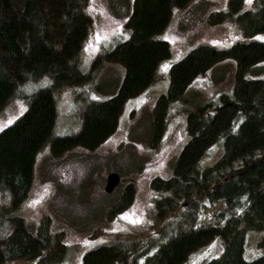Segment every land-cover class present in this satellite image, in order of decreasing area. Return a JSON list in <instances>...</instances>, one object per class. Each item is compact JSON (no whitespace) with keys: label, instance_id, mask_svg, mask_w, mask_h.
Returning a JSON list of instances; mask_svg holds the SVG:
<instances>
[{"label":"trees","instance_id":"1","mask_svg":"<svg viewBox=\"0 0 264 264\" xmlns=\"http://www.w3.org/2000/svg\"><path fill=\"white\" fill-rule=\"evenodd\" d=\"M191 1L135 0L129 18L132 34L108 54L127 69L119 93L91 104L77 134L52 137L55 93L90 78L79 64L83 43L93 29L90 0H0V110L22 81L52 77L51 85L34 95L27 110L0 131L1 194L9 193L15 205L29 195L36 154L47 141H52L55 152L80 145L95 149L117 130L127 99L145 89L160 62L171 55L170 42L156 35L169 24L174 6ZM240 4L241 0H230L231 8ZM243 18L247 33L264 32V5ZM226 57H235L239 64L234 95L214 109L200 107L189 113L192 138L178 157L173 175L152 181L158 194L154 221L162 225V237L151 236L140 247L129 239L99 246L85 254L83 264H130L135 252L147 255L151 264H184L195 250L213 242L222 251L204 264H264V255L254 261L244 256L247 231L264 225V79L245 75L264 60V41H241L229 49L203 44L175 63L169 93L159 98L155 108L158 128L166 125L169 103L196 76ZM222 136L224 155L206 166L201 158ZM134 195L130 183L120 207L128 208ZM214 208L209 215L208 209ZM13 224V231L0 237V264L16 260L62 264L67 251L64 232L52 234L45 226V235H34L21 217ZM154 240L157 244L151 248Z\"/></svg>","mask_w":264,"mask_h":264},{"label":"rangeland","instance_id":"2","mask_svg":"<svg viewBox=\"0 0 264 264\" xmlns=\"http://www.w3.org/2000/svg\"><path fill=\"white\" fill-rule=\"evenodd\" d=\"M134 1L90 0L93 29L83 43L79 60L81 70L90 78L55 93L57 117L52 137L77 134L91 104L119 93L127 69L123 63L109 59L108 54L132 34L129 18ZM263 5L264 0H241L238 7L231 8L230 0H192L186 6H174L169 24L156 35L170 42L171 55L160 62L151 83L127 99L117 130L95 149L80 145L55 152L52 141H47L36 154L29 195L15 205L9 193L0 192V237L13 231L17 217L24 219L34 235H45V226L52 234L64 232L67 251L62 264H83L90 250L121 239L139 247L145 245L155 229L151 225L156 216L152 178L173 175L178 157L192 138L189 113L200 107L214 109L224 98L232 97L239 64L235 57H226L196 76L186 91L169 103L166 125L158 128L155 108L159 98L169 93L171 68L203 44L229 49L241 41H264V32L249 34L241 24L246 12ZM245 75L251 80L264 79V60L251 66ZM51 83L50 75L22 81L16 95L0 110V131L14 123L34 95ZM223 139L213 143L201 158L206 166L216 164L224 155ZM111 172H118L121 182L109 193L105 186ZM130 183L135 187L134 199L128 208L120 207ZM207 212L213 214L215 208ZM263 239L264 225L247 231L244 256L248 261L264 255ZM155 244L156 240L150 247ZM215 244L195 250L184 264H203L220 254L222 249ZM137 256L135 252L130 261ZM10 264H33V260Z\"/></svg>","mask_w":264,"mask_h":264},{"label":"flooded vegetation","instance_id":"3","mask_svg":"<svg viewBox=\"0 0 264 264\" xmlns=\"http://www.w3.org/2000/svg\"><path fill=\"white\" fill-rule=\"evenodd\" d=\"M162 177V176H160ZM156 177L154 176L151 180V184H152V181L153 179H155ZM163 178V177H162ZM158 197V194L157 192L155 191V196H154V208H155V199ZM183 206H187V202H184ZM153 221V220H152ZM151 225H154L155 226V229H154V233L152 236H154V238L156 237H162L161 235V229H162V225L161 224H157L156 222H151ZM168 240V239H167ZM142 255H139L137 257L134 258V260L132 261V264H151V261L149 260L150 258L148 256H142V257H147V258H142L141 257ZM190 258V256L188 257V259ZM142 259V260H141ZM187 259V260H188ZM204 264V263H203Z\"/></svg>","mask_w":264,"mask_h":264},{"label":"water","instance_id":"4","mask_svg":"<svg viewBox=\"0 0 264 264\" xmlns=\"http://www.w3.org/2000/svg\"><path fill=\"white\" fill-rule=\"evenodd\" d=\"M121 182V175L118 172H111L107 176L105 190L109 193L113 192Z\"/></svg>","mask_w":264,"mask_h":264},{"label":"snow or ice","instance_id":"5","mask_svg":"<svg viewBox=\"0 0 264 264\" xmlns=\"http://www.w3.org/2000/svg\"><path fill=\"white\" fill-rule=\"evenodd\" d=\"M248 2L251 3V0H248ZM9 123H11V121H9ZM133 223H139V221H133Z\"/></svg>","mask_w":264,"mask_h":264}]
</instances>
